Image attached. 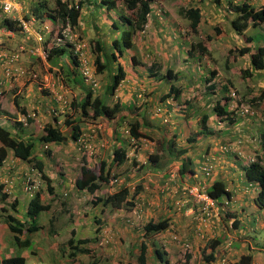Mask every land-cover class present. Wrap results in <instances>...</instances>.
<instances>
[{"label":"crops","instance_id":"obj_1","mask_svg":"<svg viewBox=\"0 0 264 264\" xmlns=\"http://www.w3.org/2000/svg\"><path fill=\"white\" fill-rule=\"evenodd\" d=\"M18 1L22 6L21 13L9 17L15 19L25 16L29 21L31 20L32 32L28 36L21 29L10 31L3 27L1 19L6 15L0 10L2 16L0 17V51L5 57L18 50L20 45L27 46L36 43L33 32L41 30L42 33L52 23L49 17H45L46 13L42 14L41 18L39 14L30 13L27 6L29 2H26L25 5L22 1ZM239 2L240 0H152L145 22L146 32L141 34L137 31L132 34L129 42L130 47L123 48V50L119 42L115 44V39L121 38L123 32L130 27L121 22V15L130 17L131 20L135 16L131 17L129 15L131 12L128 10L126 12L122 0H115L114 4L110 0L94 2L88 0L83 3L76 26V34L86 41L92 40L95 48L100 45L102 59L105 55L104 50L118 56V49H121L123 53L118 62L122 65L125 73L124 79L106 100L108 104L119 102L123 106L121 115L126 116L125 120L118 119L123 126L118 127L116 121L100 122L102 128L96 139L98 153L95 162L99 165L105 161L106 169L110 168L111 174H117L121 183L119 186H126L130 190L139 189L135 202L136 207L140 208L141 214L139 217L133 213L131 208H125V206L114 209L101 203L94 204L93 200L88 204V199L91 197L86 199L84 196H80L84 191L76 189L74 186V180L80 176V167L76 163L70 166L63 165L57 172L51 163L52 158L57 157V151H60L61 155V158L58 157V159L65 163L66 157L71 154L76 158L79 151L76 142L68 137L60 144H49L48 148L52 150V155L55 153L54 157L47 156L46 152V156L37 153L39 159L47 160L46 163L42 161V170L48 175L51 180L50 184L53 185L52 194L46 190L47 183L43 180L39 188L42 191L43 202L50 204V208L44 211L45 214L42 216L41 225L44 227L41 230H46V236L42 241L47 242L50 249L54 248L55 251L62 252L61 256L64 258L65 251H61V249L65 250L69 239H72L75 244L78 239L92 238L97 233L107 235L111 239V228L118 234L114 245H100L97 240L90 241L87 244L90 247L89 253H78L74 259H59L60 264H86L92 258H95L98 264H105L109 261H116L115 257L123 264H129L132 258L129 261L127 258L132 255L136 261L135 253L137 254V247L140 243L138 237L143 231L142 222L139 219L143 218L148 221L159 219V217H169L170 226L167 230L155 235L159 240L155 242L157 244L155 247L153 243L148 245V257L153 254V249L156 247L167 251L168 246H176L173 236L180 231L183 235L190 237L194 257L197 254L201 257L200 248H204L207 239L213 238L218 239L219 242L213 250L207 248V252L213 251L215 260L226 256L229 261L235 262L239 256L250 253L252 264H264V251L257 244L251 242V239L246 238L249 233L264 229V210L255 203L259 185L256 182H248L243 172L247 158L254 152L243 150L242 156H236L233 152L221 154L217 150L221 141L230 139L234 133L228 135L223 131L219 138L217 136L218 115L215 112L210 113L209 116L202 113L204 108L209 107V95L206 94L207 86L213 84L220 75L217 72L215 79L205 82L204 78H206L207 72L215 68L211 67L207 55L211 54L213 50L219 51L222 47L230 48V43L239 44L241 42V38L230 25V21L236 16L233 6ZM37 4L41 5L39 1ZM189 7H198L200 10V20L196 31L190 29L189 21L185 16V10ZM111 10L114 11L111 12ZM38 17L42 22H36ZM117 19L121 26L117 25ZM121 19L123 20V18ZM56 21L61 20L56 19ZM113 24L116 28L113 27ZM46 32L48 33L46 36H50L51 33ZM47 37L43 36V39ZM207 37H211V39L207 40ZM196 42H202L207 47L204 54L199 52L198 47L194 49L193 44ZM111 44H115L118 49L114 46L115 50H113ZM65 54L68 55V53H64L59 56L56 63H54V57L46 64L56 77L50 73L45 74L44 81L40 84L43 87L37 85L35 81L28 82L29 74L40 70V61L25 51L19 52V58L12 67L15 70L23 69L27 75L11 79L0 67V108L4 109V112L0 113V118H3V115L7 116L10 130L14 134L24 139L30 138L31 132L24 134L25 131L13 120L20 113L27 112L32 108H37V116L36 120L29 119L30 123H42L43 126L54 121L61 123L65 117L62 118L64 112L74 114L73 103L76 105L84 97V93L81 91L83 82L79 81L75 70L76 66ZM93 56L95 58V54ZM118 62L114 61L109 64L113 75L116 73ZM106 83L105 80L104 84ZM62 86L69 90L66 95L71 102V107L60 113L58 111V115L52 116L49 107L58 104L52 97L55 92L62 89ZM174 89H180L179 95L173 92ZM98 93L102 95L100 89ZM167 93L171 94L164 98ZM141 94L144 100L142 98L139 100ZM161 103L166 105V109L171 112L170 120L173 126L169 128V132L159 131L156 133L153 130L152 136L154 139L156 137L163 140L172 139L177 149H185L186 153L173 161L166 162L165 160V162L161 161L157 164L149 162V155L152 153H163L156 145V141L151 138L148 139L147 144L139 143L125 133V128H127V121H138L140 130L145 132L143 128L146 129V127L141 126L143 125L141 119L151 117L155 107ZM204 115H207V133L205 134L200 132ZM187 118L188 120H186ZM246 121L243 127L248 125V130H252L251 127L254 124L250 123V120ZM91 122H84L83 129L92 125ZM242 123L243 121H240L237 125ZM174 128H181L180 137L174 131L172 134ZM192 137L194 140L190 141L189 139ZM134 142H138V144L132 146ZM117 147L126 149V160L119 166L112 164L113 152ZM146 150H149L147 155H145ZM203 156L211 159L210 164L213 168L211 177H205L199 169V163ZM83 158L86 165L90 167L91 159ZM185 160H189L191 163L189 162L188 165L189 171L181 176L178 168ZM29 165L11 154L0 165V183H3V189L8 194L6 200L0 202V261L2 258L15 255L12 245L13 234L9 225L4 221L5 213L1 211V207L9 208L8 204L16 199L18 202L16 213L11 208L8 212L14 213L23 223L29 221L27 215L20 214V212H26L30 200L23 188V179L31 171ZM75 165L76 167H74ZM227 170H230L231 173L228 174ZM216 180H223L226 184L225 187L229 195L220 196L218 201L221 204L228 201V205L224 209L222 205L220 206V218L216 215L206 217L199 212L200 206L186 197L184 189L195 184H203L209 188ZM79 200L83 201L79 202ZM74 207H77V210ZM249 209L255 211L257 216L252 218L253 212ZM117 213L120 215L119 218ZM129 217H133L131 223ZM125 221L127 224H124ZM200 222H204L201 225V230L205 239L195 234V228L192 229L196 224L200 225ZM23 233L18 235L20 239H25L31 234ZM119 236H122L123 239ZM222 236L232 239L233 244L230 250L226 251L225 242L223 239L221 240ZM38 241L40 242V240ZM98 244L102 249L97 248ZM70 247L71 245H69ZM92 247H94L92 249L94 255H91ZM80 255H86L87 259L79 261ZM89 255H91V259ZM112 257L114 258L111 259ZM191 262L192 260L190 264ZM205 263L202 260L201 264ZM156 264L161 263L157 261Z\"/></svg>","mask_w":264,"mask_h":264},{"label":"trees","instance_id":"obj_2","mask_svg":"<svg viewBox=\"0 0 264 264\" xmlns=\"http://www.w3.org/2000/svg\"><path fill=\"white\" fill-rule=\"evenodd\" d=\"M88 0H78L74 3V0H56L55 7L46 11V16L49 17L52 21L56 19L62 20L60 28H70V31L76 34V26L78 24V19L81 13V8L84 2ZM152 0H122L123 5L125 6L126 11L128 10L135 16L133 20L130 17L125 15H121L120 18L121 22L129 25L130 29H127L123 32L121 38L115 39V44L122 42V46L124 48L130 47V36L135 34L138 30L142 29L145 22H146V15L150 11V2ZM249 0H240L239 4H235L233 9L236 13V16L230 21L231 28L235 31L236 34L241 36L244 44L241 47L234 48V50L238 53L239 56H248L250 60V66L255 71H264V44H255L254 37L251 35L252 33L249 32V28H256L260 27L264 24V4L257 5V4H250ZM111 3L114 4L115 0H110ZM70 4V6H69ZM41 18L43 17L42 14H39ZM185 16L189 21V27L193 31H196L197 25L200 20V10L198 7H189L185 10ZM1 24L3 27L10 29L11 31L21 29V26L18 21L13 20L9 17H3L1 19ZM115 27V24H113ZM59 28V29H60ZM50 28H48V31ZM53 30V29H52ZM53 34V31H50ZM50 34L46 39H43V45L46 46L48 44L51 45L49 48V55L47 62L49 63L52 58L55 57L54 63L57 62V58L64 53H68V57L71 60V63L76 66L75 70L79 77V81L83 82L81 87L82 93H84V97L76 103H73L72 108L74 109V114H66L64 120L61 123L54 121L52 123H46L43 126L41 135L37 137H30L27 139L21 138L19 135L14 134L11 130L6 129L5 126L0 124V165L3 160L11 154L12 156L18 158L20 161L26 162L30 164L33 169H36L41 174L42 179L47 183L48 193H53V185H51V180L42 170V160L38 158V155L35 151L36 141H39L42 145L45 144H60L68 139L76 141L78 138L80 139L85 132L83 129L84 122H108V121H116V124L119 123L120 118L125 120V115H121L123 106L119 102H115L112 104H108L106 102L108 95L113 94L114 90L118 87L121 80L124 79L125 73L123 70L122 65L118 62L116 73L110 78V80L105 84V98L98 93L99 86L102 85V82L99 80V75L104 72L106 66L109 65V62H105V58L102 59L100 56L101 46L98 45L95 48V44L92 40H88L89 45H91L90 52L95 54L94 63L92 64L93 68V81L87 82L82 74L81 69V61L78 57L79 53L75 51L74 46L70 42H61L57 41V37H53ZM80 40H85L82 37H78ZM207 40H210L211 37H207ZM51 40V42H50ZM50 42V43H49ZM35 44V43H34ZM113 46L116 47V45ZM33 45L29 44L27 46ZM194 49L198 47L199 52L204 54L207 50V47L203 45L202 42H196L193 44ZM118 49V47H116ZM123 51L118 49V56H121ZM105 57V55H104ZM110 58L116 61L117 55L114 53H110ZM111 62V63H112ZM244 74H250V71L246 69L243 70ZM217 77V72L215 69H210L207 72L206 78H204L205 82H209L212 79ZM78 81V82H79ZM219 79L214 81L213 84L207 86V95H209V108H211L216 115L223 118L222 124H217V136L221 138L223 131L231 135L230 139L222 140L221 144L219 145L222 150H218L221 154H226L233 152L236 156H240L238 152H234V149H229V145L234 146L232 141L234 139H242L244 127L237 125L240 121H245L251 117L252 111H254L255 107H260L261 104L264 102V89L261 90L259 95L254 94L255 96L252 99H249V105H244V102L241 100L237 103L234 107L232 103H229L230 96L232 93H236L232 90L229 86H232V81L226 79L225 82H222V87L218 86ZM218 86L219 88H217ZM102 87V86H101ZM251 88V87H250ZM255 90V89H254ZM253 90V93H254ZM177 95H179L180 89H174ZM171 94V93H170ZM169 93L165 94L164 98L170 96ZM215 94V95H214ZM139 100H144L143 95L139 96ZM156 108L163 109L167 113L166 105L163 103L157 105ZM1 111V110H0ZM262 113V111H261ZM206 116V117H205ZM207 115H204L201 121V133H207V126H206ZM257 123L252 122L255 125ZM115 123V122H113ZM243 124V123H242ZM261 124V122H259ZM126 126L129 128L130 137L136 139L137 141L141 137L152 138L156 141V145L159 146L160 150L163 153H152L149 155V162L151 163H159L161 161L166 160L173 161V159L178 158L181 155L186 153L185 149H177L175 146V142L172 139L163 140L161 138H153L152 134L142 132L140 129V123L138 121H127ZM198 132L196 133V135ZM260 136H249V143L243 144L239 146V151L243 152V150L254 152L255 160L248 163L243 169L244 176L248 182H256L259 185V190L257 196L255 197L256 205L264 210V131H259ZM259 137V139H258ZM190 141L194 140V137L189 139ZM257 140L258 145L252 149V143ZM241 141V140H240ZM138 144V142H137ZM254 144V143H253ZM253 150V151H252ZM46 155L49 156L52 153L51 149H45ZM170 158V159H169ZM126 160V149L123 147H117L114 149L113 152V160L112 164L115 166L121 165ZM189 160H185L184 163L180 164L178 171L181 176H183L187 171H189ZM57 163V162H56ZM191 163V162H190ZM202 163V159L200 160L199 165ZM80 167V176L74 180V186L76 189L82 190L89 194L95 195L97 191L103 189V186L109 184L111 179H118L117 174H111L110 168L105 167V161L100 163L99 165H94L92 167L86 166L85 159H82V162L79 163ZM213 172V168L210 169V174L206 176H211ZM226 184L223 180H216L209 188H207V192L209 195L218 199L220 196H228L229 193L226 190ZM3 183H0V202H4L8 197V194L3 189ZM139 189H134L131 191L128 187L122 186L113 192L106 193H98L95 195V199L93 203H101L104 206H110L114 209L121 208L125 206V208H131L133 213L140 217V208L136 207L135 198L138 193ZM42 191L39 189L30 196V200L27 205L26 215L29 221L21 222L15 215L16 213V206L17 200L14 199L11 201L8 206L14 213L8 212L9 208L1 207V211L5 213L4 221L9 225V229L11 231L12 239L16 241L18 244H21L22 247L28 244V237L25 239H20L18 235H21L23 231L26 234L36 232L43 228L38 222L39 215L48 210L50 208V204L43 202L41 197ZM219 202V201H218ZM217 202V203H218ZM218 205L221 206L219 202ZM134 206V207H133ZM133 207V208H132ZM136 207V208H135ZM219 218L221 217V210L217 213ZM206 216V217H211ZM133 217H129L130 223L132 222ZM127 224V221H125ZM204 222H200V225H195V234L197 236H202L205 239V236L202 235L201 225ZM170 226V218L169 217H160L157 220L150 219L146 221L142 225V234L139 235L138 240V251L136 256V261L138 264H148L149 257L147 253L148 245L153 243L155 247L157 244L152 239L155 235L165 231ZM133 229V227H130ZM182 234V233H181ZM183 235V234H182ZM181 235L182 243H190L191 247L187 249L185 252L184 259L181 263L176 264H190V261L194 258V253L192 251V243L190 242V237L187 235ZM102 233H97L92 238H83L78 239L75 244H73L72 239L68 240V254L67 258L74 259V257L78 253H89L90 247H88V243L90 241H100L102 238ZM104 242L102 244L108 245L110 242L109 236L106 235L104 237ZM219 242L218 239H207L205 241L206 245L204 248H200V253L202 260L206 262L212 261L215 256L213 251L207 252V248H211L212 250L215 248V245ZM69 245L71 247L69 248ZM87 245V246H86ZM61 251H65L63 248ZM167 251L163 249H158L157 247L153 249V258L154 260L161 264H171L168 260ZM133 256V255H132ZM199 256V254H198ZM228 259V258H227ZM228 261V260H227ZM72 263V261H69ZM0 264H26V258L20 254L13 255L10 257L2 258ZM86 264H98L95 258H92ZM105 264H123L121 260L116 261H109ZM228 264H252V255L250 253L243 254L239 256V258L235 262H229Z\"/></svg>","mask_w":264,"mask_h":264},{"label":"rangeland","instance_id":"obj_3","mask_svg":"<svg viewBox=\"0 0 264 264\" xmlns=\"http://www.w3.org/2000/svg\"><path fill=\"white\" fill-rule=\"evenodd\" d=\"M20 1H22L23 4H25V5H26V2H29V3H27V6H28L30 13H32V14L36 13L37 15L38 14L45 15L47 10L52 9L55 6V0H34L33 2H31L30 0H20ZM37 1H39L41 3V5L40 4L38 5ZM89 1L94 2V1H98V0H89ZM248 2L258 5V3H261V0H249ZM113 11L114 10H111V12H113ZM96 13L98 14L99 11L97 10ZM129 15L131 16V14H129ZM0 17H2L1 13H0ZM45 17L48 18L46 15H45ZM36 22H38V23L42 22L40 17H38ZM51 22L52 23L49 24L50 26L48 28H50L49 32L52 31V29H53V34H51V35L54 37L55 33L58 32L59 28L61 27V21L55 20V21H51ZM116 23H117V25L121 26L119 19L116 20ZM119 28H121V27H119ZM115 30H117V29H115ZM46 31H48V30H46ZM46 31H45V29L42 31V35L44 37H47L46 35L48 33ZM249 32H251L252 33L251 35L255 38V40H254L255 44H259V45L264 44V24L262 26L256 27V28L250 27ZM214 36H216V34H214ZM102 38L103 37L101 36V39ZM239 38H241V36H239ZM230 44H231L230 48H227V49H224L219 44V46H221L222 48H220L219 51L213 50L212 53L208 54L207 56L210 59L211 67H215L216 72H219V74H220L219 78H218L219 79L218 86L222 87V82H225L226 79L231 80L232 86H229V87L236 92V98H234V99H236V101H238V102L241 100L242 102H244V105L246 106V104L249 105L248 104L249 99H252L255 96L254 94L259 95L261 93V90L264 89V71L253 70L250 66L249 57L248 56H239L238 53L234 50V48L241 47L244 44L242 38H241V42L239 44H237V43H230ZM111 47L113 50H115V48L112 44H111ZM120 47L123 50L124 46H122V42H120ZM90 48H91V45H90ZM104 53H105L104 58L106 59L105 62L111 63L112 60L110 58V53L108 52V50H104ZM65 55H67V54H65ZM114 61L115 60H113V62ZM116 61L117 62L120 61V56H117ZM244 69H246L247 71H250V74H244V72H243ZM47 73L53 74V73H51L50 68H48V66L45 63L40 62V70L30 73L28 76V82L35 80V82H37V85L43 87L40 84H41V82L44 81V75ZM55 74H56V72H55ZM53 76L56 77V75H54V74H53ZM112 76H113L112 70H111L109 65H107L104 72L99 75V80H100V82H102V85H101L102 87L99 86L98 88H100V92L102 93L101 96L103 98H105V94H106L105 93L106 85L104 84V82H105V80L108 82ZM220 81H222V82H220ZM253 90H254V93H253ZM231 99H233V98H231ZM1 110L2 111H0V113L4 112L3 111L4 109H1ZM261 111H262V113H261ZM212 112H214L212 109H209V107H206V108H204L202 113L203 114L206 113L209 116V114ZM152 114L153 115L151 117H149L148 119H141L142 124H143L141 126L146 127V129L142 127L143 130H145L146 133H150V134H152L153 130H155L156 133L159 131H161V132L168 131L169 132V128L173 126V124L170 120L171 115L169 116L168 122H163L162 119H163V116L166 115V111L160 115H155L154 112ZM62 118H63V115H62ZM186 120H188V118ZM247 120L248 121L250 120V123H252V122L257 123L256 120H258V125L254 124V126L251 127L252 130H248V125L244 128V131L242 132L243 137H242V139H240L242 142L241 145L249 143V141L245 140V139H249V136H251V137L260 136L259 131H264V102L261 104L260 107L254 108V111H252L251 117ZM102 122H104V120ZM245 122H247V121H245ZM259 122H261V124H259ZM0 123L2 125H5V121H0ZM243 125H244V121H243V124H241L240 126H243ZM9 126H10V122H7L5 128L10 130ZM121 126H123L122 122H119L118 127H121ZM42 128H43L42 125L40 127V124H35V123H29L28 126L22 127L23 131H25L24 134L31 132L30 137H37V136L41 135ZM173 131L175 132V134L178 135V137H180L179 134L181 132V128H178V129L174 128V130H172V134L174 133ZM148 139H151V138L142 137V139H140L138 141H139V143H142V144L146 143L147 144ZM258 139H259V137H258ZM237 140L234 139L232 141V143L235 144L237 142ZM35 143H36V146H35L36 153H42V154H44V156H46L45 151H44L45 148H43V145L39 141H36ZM253 143L251 146L252 149H254L258 145L257 140H255V142H253ZM95 145H96V147L98 146V144H95ZM57 150L58 149L56 147V151ZM148 151L149 150H146L145 155L148 154ZM54 155H55V153L52 155V157H54ZM71 155H69V157H66L67 161L65 163L64 161H61L58 159V157L61 158V155H60V151H57V157L52 158V161H51V163L54 165V168L57 172H59L60 167H62L63 165L70 166V165L76 163V165L79 166V163L82 162V159H84L80 155L79 151H78V155L76 158L74 155H72V156ZM96 158H97V155H95L91 159L92 164L90 167L94 166V163L96 164V162H95ZM42 161L44 163H46L47 160L45 158H42ZM76 165L74 167H76ZM241 172H242V170H241ZM227 173L230 174L231 173L230 170H227ZM119 185L120 184H115L114 186H110V185L106 184L103 186V189H101L100 191H97L95 195H98V193H103L105 195L106 193L108 194L110 192H113L114 190H116L120 187ZM95 195L84 192L80 196H84L87 199V197L90 198V197H94ZM92 200H93L92 198L88 199V204H90V201H92ZM81 201H83V200H79V202H81ZM76 204L78 205V203H76ZM83 206H85V204H83ZM76 208L77 207H74L75 210H77ZM250 211L253 212L251 215L252 218L257 216L255 211H253V210H250ZM118 213H120V212H118ZM118 213H117V216L119 218L120 215H118ZM20 214L26 216L25 211L20 212ZM44 214H45V212L40 214L38 217V222L40 224L43 222L42 216ZM157 219L158 218H155V220H157ZM139 220L142 222V225L144 223H146V221L143 220V218L139 219ZM124 224H126V223L124 222ZM110 232L112 233V235H111L112 237H111V239H110L111 241L109 242L108 245H110V244L114 245V241L118 238V234H116V232L112 228H111ZM177 233L180 234V236L182 235L180 231ZM23 234H26V233L24 232ZM45 236H46V230L45 229L44 230L40 229V230L36 231L35 233H31V234H29V236H27L29 239L28 244L23 246V247L21 244H18L16 241L13 240L12 245H13V250L15 251V255H17V254L24 255L26 257V264H60L58 261L59 259L64 260L65 258L68 257L67 256V251H68L67 245H65V253H64L65 257L62 258V256H61L62 252L55 251L54 248L50 249L48 247V243L45 241H42L45 238ZM119 237H121L123 239L122 236H119ZM246 238L251 239L252 240L251 242H254L255 244H257L258 247L264 251V229L259 230L258 232H251L247 235ZM37 239L40 240V242ZM135 239H137V238L135 237ZM153 239L155 242H158V240H159L158 238H156V236H154ZM222 239L224 240V242L226 241V237L224 238V236H222L221 240ZM232 244H233V242H232ZM98 245H97V248L102 249V247H100V245L99 246ZM172 247H174V248H172ZM93 248L94 247L91 248V255L92 254L94 255V253L92 252ZM168 248H169V249H167L168 254L166 257L168 258L169 262L171 264L181 263L184 259L185 254H186V253H184L183 249L177 245L176 246L171 245V246H168ZM42 250H44V251H42ZM33 251H36V253H33ZM91 255H89L90 259H91ZM114 257H112L111 259H113ZM130 258H132V259H131V263H129V264H138L137 261H135L134 256H132V257L128 256V258H127L128 261L130 260ZM86 259H87L86 255H80L79 261L86 260ZM115 259L118 260L117 257H115ZM198 262H200V263H198ZM201 262H202V259L199 258L198 254H197V256L192 259L191 264H201ZM148 264H156V261L154 260L153 255H149V263Z\"/></svg>","mask_w":264,"mask_h":264},{"label":"built area","instance_id":"obj_4","mask_svg":"<svg viewBox=\"0 0 264 264\" xmlns=\"http://www.w3.org/2000/svg\"><path fill=\"white\" fill-rule=\"evenodd\" d=\"M0 9L2 12L6 15L9 16H15L16 14H20L22 10V6L18 0H0ZM21 30L27 33L28 36L31 35L32 32V26L31 22L25 20L24 18H18ZM48 28V27H46ZM11 31V30H10ZM9 31V32H10ZM34 34V39L36 41L35 44L30 45V46H25V45H20L18 47V50L10 53L8 56H4L2 51H0V67H2L5 75L8 78H15L17 75H20L23 71L21 68H18V71H15L13 69L12 65L14 62H16L19 58V52L26 51L29 55H32L42 62H47L48 55H49V48L51 47L50 44L44 46L43 45V36L40 31H35L33 32ZM55 38L57 37V41L61 42H70L74 48L75 51L79 53L78 57L80 58L81 61V69H82V74L87 82L93 81V60L91 58V54L89 52V46L88 43L85 40H80L76 34L70 31V28H60L58 32L55 33ZM18 72V73H17ZM234 94V93H232ZM57 101L61 103H65V100H62L61 96H57ZM163 112H165L163 109L161 110L160 108H157L155 111L156 115H160ZM29 115L26 116H20L19 119L22 121H26V118ZM31 116H35L34 113L31 114ZM169 113H166V115L163 116V122H168L169 121ZM100 128V125L98 124H93L89 128V132H84L83 136L78 139L79 145H80V151L82 155L91 157L96 149L95 146L92 143V138L95 136L96 130ZM225 149V148H224ZM212 165L210 164V161L208 159L204 160L201 163V169L205 173V175L210 174V169ZM39 174L35 176L33 173L27 174L24 177L23 180V188L24 191L29 195L32 196L39 188L41 184V178ZM117 179H113L112 182H116ZM187 195L191 198L192 201L198 203L201 205V211L202 214L206 216H210L212 210H218L217 208V202L216 200L211 197L204 189L202 186H191L185 188ZM215 214V211H213ZM212 212V213H213ZM104 237L105 235L102 236L100 243L104 242ZM231 244V241L228 240L226 243V246L229 247ZM182 246L184 250H187L191 247L190 243H182ZM214 264H228L227 259L221 258L219 261H217Z\"/></svg>","mask_w":264,"mask_h":264},{"label":"clouds","instance_id":"obj_5","mask_svg":"<svg viewBox=\"0 0 264 264\" xmlns=\"http://www.w3.org/2000/svg\"><path fill=\"white\" fill-rule=\"evenodd\" d=\"M78 0H74V3L75 2H77ZM250 4H252L253 5V3H250ZM262 5V4H264V0H261V3H258V5ZM69 6H70V4H69ZM1 10V9H0ZM2 11V10H1ZM150 12V11H149ZM148 12V13H149ZM3 13V12H2ZM4 14V13H3ZM6 15V14H5ZM148 15V14H147ZM147 15H146V17H147ZM5 17H9V15H6ZM131 17H133V14H131ZM10 18V17H9ZM22 18H24L25 20H27V21H29V19L28 18H26L25 16H22ZM15 19H17L16 21H18L19 22V20H18V18H15ZM15 19H13V20H15ZM29 22H31V20L29 21ZM61 23H62V20H61ZM20 24V23H19ZM31 26H32V23H31ZM145 29H146V24H144V26H143V28L142 29H140V30H138L141 34H144L146 31H145ZM48 30V29H47ZM39 31V30H38ZM53 31V30H52ZM41 32V31H40ZM42 34V33H41ZM43 36V35H42ZM79 37V36H78ZM32 39V38H31ZM86 41V40H85ZM87 43H88V41H86ZM88 46H89V52H90V45H89V43H88ZM22 52H24V51H22ZM26 52V51H25ZM27 53V52H26ZM28 54V53H27ZM90 54H91V58H92V60H94V54H92L91 52H90ZM29 55V54H28ZM30 56H32V55H30ZM203 56V55H202ZM38 59V58H37ZM39 60V59H38ZM40 62H42L41 60H39ZM42 63H45V64H47L48 62H42ZM93 63H94V61H93ZM213 69H215V68H213ZM23 72L20 74V75H17L15 78H13V79H18L19 77H21L22 75H27V72L26 71H24L23 69H21ZM15 71H18V69L17 70H15ZM18 73V72H17ZM31 78V77H30ZM12 79V78H11ZM32 81H35V80H32ZM69 92V90H68V88H66L65 86H62V89L60 90V91H57V92H55L54 93V95H53V100L54 101H56L58 104L57 105H55V106H50L49 107V112L51 113V115L52 116H54V115H58V111H59V113L62 111V110H64V109H67V108H70L71 107V102H70V100L68 99V96L66 95L67 93ZM57 96L59 97V96H61L62 97V100H65V103H61V102H59V101H57ZM231 98H233V99H231L230 98V102L229 103H232V105L235 107L236 105H237V103H238V101H236V99H234V98H236V93H234V94H232L231 96H230ZM17 108H19L18 106H17ZM156 107H155V109H154V113H155V111H156ZM32 113H34L35 114V116H31V114ZM167 113H169L170 115H171V112L167 109ZM66 114H68V112H64V113H62V115L63 116H65ZM252 114V113H251ZM26 116V115H29L27 118H26V121H22V120H20L19 119V117L20 116ZM156 115V114H155ZM36 116H37V108H32L31 110H29V111H27V112H23V113H20L18 116H17V118L16 119H14L13 120V122L16 124H18V125H20L21 126V128L22 127H26V126H28L29 125V123H30V121H29V119H34V120H36ZM3 120H7V121H5V125H3V126H6V123L8 122V118H7V116H4L3 115V118H0V121H3ZM10 120V119H9ZM91 122V121H90ZM91 123H93V124H98V125H100V128L98 129V130H96V133H95V136L92 138V143H93V145L95 146V149H96V151H95V153L91 156V157H88V156H85V155H82L81 154V151H80V145H79V142H78V139L75 141L76 142V145H77V147H78V150H79V153H80V155L82 156V157H85V158H88V159H92L95 155H97V148L98 147H96V145L95 144H97L96 143V139H97V137H98V135H99V133H100V130H101V128H102V124L100 123V122H91ZM223 123V118H220V116H218L217 117V124H222ZM1 124V123H0ZM35 124H40V127H41V125H42V123H35ZM92 124V125H93ZM2 125V124H1ZM92 125H90V126H88L86 129H85V132H89V128L92 126ZM43 126V125H42ZM43 129V128H42ZM125 133H127L128 135H129V137H130V134H129V128L127 127V128H125ZM131 138V137H130ZM95 143V144H94ZM241 141L240 140H237V142L234 144V146H230L229 145V149L231 148V149H234V152L236 151V152H238V154L240 155V156H242V153L243 152H241V151H239V146H241ZM51 144V143H50ZM135 145H137V142H134L133 144H132V146H135ZM49 147V144H45V145H43V148H45V149H50V148H48ZM44 149V150H45ZM222 149H224V148H222V147H218V149L217 150H222ZM51 155H52V153H51ZM206 159H208L210 162H211V159L210 158H208V157H206V156H203L202 157V162L204 161V160H206ZM255 160V157H254V154H252L250 157H248L247 158V162H246V165H248V163H250V162H252V161H254ZM26 163V162H25ZM95 165H97V164H95ZM29 167L31 168V171L30 172H28L27 174H31V173H33L35 176H37V174H39V176H40V178H41V183H42V177H41V174L39 173V171H37L36 169H33L30 165H29ZM199 169L202 171V169H201V164L199 165ZM202 173H203V175L205 176V177H211V176H206L205 175V173L202 171ZM38 176V177H39ZM24 180V179H23ZM44 181V180H43ZM113 181V179H111L109 182H111V183H109V185L110 186H114L115 184H121L120 183V181L117 179V181L116 182H112ZM202 186V187H204V189H205V191L207 192V187H205L203 184H195V185H192V186ZM121 187V186H120ZM189 187H191V186H189ZM39 188H40V186H39ZM38 188V189H39ZM187 188V187H186ZM135 189V188H134ZM133 189V190H134ZM133 190H131V191H133ZM184 192H185V194H186V197H188L189 199H191L188 195H187V193H186V190L184 189ZM208 193V192H207ZM96 194V193H95ZM209 194V193H208ZM211 196V195H210ZM30 197V196H29ZM212 197V196H211ZM92 198V197H91ZM214 198V197H213ZM94 199H95V196H94ZM93 199V200H94ZM215 199V198H214ZM216 200V202H218V199H215ZM194 202V201H193ZM194 203H196V202H194ZM219 203V202H218ZM218 203H217V208H218V210H212V212L213 211H215V214H214V212L212 213L211 212V215L213 216V215H216V216H218L217 215V213L220 211V205H218ZM196 204H198V203H196ZM199 206H200V209H199V212L200 213H202V211H201V205L200 204H198ZM222 206H223V209L224 208H226L227 207V205H228V201H224L223 202V204H221ZM223 209H222V211H223ZM204 215V214H203ZM201 216V215H200ZM206 216V215H205ZM205 216H203V217H205ZM219 217V216H218ZM196 227V226H195ZM104 235V234H103ZM106 236V235H105ZM110 238V237H109ZM173 239H174V241L176 242V244H177V246H180L182 249H183V251H184V253L187 251V250H184V248H183V246H182V241H181V236H180V234H175L174 236H173ZM228 240H230L231 241V244H230V246L229 247H227L226 246V243H227V241ZM232 239L231 238H227L226 239V241H225V249H226V251L227 250H230L231 249V246H232ZM103 243V242H102ZM102 243H100V241H99V244L100 245H102ZM191 245V244H190ZM199 258H201L200 256H199ZM221 258H225V259H227V257L226 256H222V257H219V258H217L216 260L215 259H213L212 261H210V262H206L205 264H214V263H216L217 261H219ZM202 259V258H201ZM228 260V259H227ZM229 261V260H228ZM230 262V261H229Z\"/></svg>","mask_w":264,"mask_h":264}]
</instances>
